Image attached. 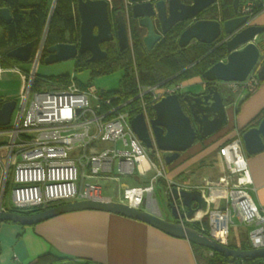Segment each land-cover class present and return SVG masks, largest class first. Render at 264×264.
<instances>
[{"label":"built area","instance_id":"built-area-1","mask_svg":"<svg viewBox=\"0 0 264 264\" xmlns=\"http://www.w3.org/2000/svg\"><path fill=\"white\" fill-rule=\"evenodd\" d=\"M107 1L110 4V0ZM125 3L126 6L131 5L129 1ZM239 12L248 14L252 19L258 13L253 10L252 1L245 2ZM125 14L128 16L127 9ZM41 50L42 46L38 47L33 56L36 61L40 58ZM8 69L21 76L24 83L20 101L13 110L14 119L11 115L8 127L0 129V136L5 134L10 138V142L0 145V151L5 150V154L0 155L3 167L0 210L4 211L2 196L11 161L16 156L20 160L14 168L15 186L11 190V200L14 209L18 210L45 209L65 201L103 198L104 190L100 185L84 181H118V177L102 175L112 173L115 169L121 175L149 178L145 185L121 187L122 197L119 202L138 209L144 199L148 209H156L153 193L154 182L158 178L165 180V191L172 187L200 191L208 207L216 200V189L222 188L225 190V208L209 209L208 224L201 226V232L206 231L207 236L228 246L229 225L235 216L241 223L250 226L249 249L264 247V207L258 206L249 192L252 180L239 134L219 148L218 155L224 170L216 180L190 185L173 182L168 177L161 152L152 135L150 121L154 114L150 115L148 106H153L168 95H180L182 83L167 85L162 82L151 86L137 84L135 96L124 100L117 93L106 96V92L94 86L78 85L72 77L65 84L47 80L43 87L32 90L35 73L24 77L16 66ZM4 70L0 64V75ZM255 72L252 71L244 81L224 84L236 95L252 94L260 82ZM138 114L143 116L149 130L157 163L150 159L146 146L131 126V120ZM79 171L81 183L78 187ZM196 215L187 220H200ZM230 264L252 263L236 259Z\"/></svg>","mask_w":264,"mask_h":264},{"label":"water","instance_id":"water-1","mask_svg":"<svg viewBox=\"0 0 264 264\" xmlns=\"http://www.w3.org/2000/svg\"><path fill=\"white\" fill-rule=\"evenodd\" d=\"M55 1H52L51 11ZM241 1L233 0L234 16L222 20L198 18L217 4V0H129L131 17L137 21L139 27L146 30L142 42L147 51L152 50L173 27L186 23L188 24L184 26L177 39L180 48H185L193 40L211 45L219 39H221L219 44L225 48L224 60L214 63L201 74L207 85L204 93L199 95L188 93L181 98L178 95H168L153 105L154 117L150 121V127L157 148L170 153L165 156L168 165L175 161L181 152L189 149L198 137L204 139L227 125L225 103L217 83L244 81L254 70L259 81H264V60L255 43L257 36L264 31V26L250 24L252 17L239 12ZM76 10L79 17L78 45L57 43L49 46L43 59L46 64L74 60L79 54L86 52L90 53L89 61L103 60L107 53L102 50L101 44L114 39L120 51L130 47V33L124 11H116L111 20L112 8L107 0H76ZM0 19L5 23L10 22L11 15L7 8H0ZM112 21L115 24V32ZM155 21L159 30L156 29ZM48 22L49 18L39 47L43 45ZM33 48L34 41H31L9 50L6 56L18 62H27L32 56ZM247 96L244 94L238 104ZM182 103L186 104L188 113L184 111ZM15 104V100L4 101L0 97V127L10 124ZM131 126L146 148H152V139L141 114L131 120ZM241 139L247 156L262 152L264 116L257 125L243 130ZM165 194L171 202V218L162 216L158 206L155 210L147 207L138 209L103 197L97 200L81 199L60 203L33 214L0 210V223L13 222L21 226H30L65 213L102 211L131 218L172 237L186 239L193 245L228 257L230 263L236 259L264 258V247L245 250L230 248L184 224V220L194 217L206 205L200 191L172 187L165 191ZM192 203H195L196 207H192ZM182 207L186 212L181 211Z\"/></svg>","mask_w":264,"mask_h":264},{"label":"crops","instance_id":"crops-1","mask_svg":"<svg viewBox=\"0 0 264 264\" xmlns=\"http://www.w3.org/2000/svg\"><path fill=\"white\" fill-rule=\"evenodd\" d=\"M258 1L261 2L262 8L250 24L264 26V0ZM212 7L198 18L210 19L209 14ZM218 18L221 19V17ZM193 43L196 41L193 40L189 45ZM255 43L264 60V36L260 41L255 39ZM8 68L11 67L4 68V72H11ZM11 73L15 74V72ZM204 82L201 75H194L182 82L183 90L195 84H201L200 94L204 93ZM217 85H223L225 88V94L222 95L219 91L225 103L228 123L214 134L204 139L199 138L201 140L195 141L189 149L181 152L171 164H166L165 157L162 158L166 169H171L173 176L180 177L179 179L170 177L173 182H183L182 178L185 175L183 171L198 165H202L203 168L200 167L202 170H208L201 172L197 177L200 179L198 181L202 182L204 177L208 180H216L224 170L218 155L219 148L237 134L241 136V131L249 128L247 126L252 120L257 118L255 124L257 125L264 116V81L260 82L257 90L248 95L240 104L238 102L244 94L239 96L230 92L224 84L217 83ZM183 90L179 95L180 98L188 94ZM0 97L4 101L13 100V96L7 93H0ZM246 157L252 180L249 192L254 202L264 207V150L252 156L246 155ZM213 162H217L218 165L213 166ZM219 164L220 169H218ZM143 179L149 181V178ZM137 184H141V181ZM125 185L129 184H120L121 187ZM164 189L166 190L165 180ZM103 193L109 192L103 191L102 197L119 201L110 196H103ZM193 204L195 203H192V207H196ZM205 206V212L200 216L198 213L196 215L200 220H184V224L199 229L202 225L206 226L204 221L207 220V211L211 207ZM181 211L186 212V209L182 207ZM195 251L196 248L186 239L172 237L148 224L102 211L86 210L65 213L40 222L37 226L0 223V264H32L43 254H52L63 259L58 264H199Z\"/></svg>","mask_w":264,"mask_h":264},{"label":"trees","instance_id":"trees-1","mask_svg":"<svg viewBox=\"0 0 264 264\" xmlns=\"http://www.w3.org/2000/svg\"><path fill=\"white\" fill-rule=\"evenodd\" d=\"M52 1L0 0V8H7L11 15V20L8 23L0 19V64L2 67H13L18 63L17 60L6 56L9 50L31 41H34L32 56H35L39 43L43 38L48 18V29L43 40V47L38 61H43L47 54L46 48L49 46L57 43L75 45L78 43L79 17L76 10V0H56L54 8L51 11ZM128 1L110 0V5L112 8L111 13L119 10L125 11L126 9L129 13L128 28L131 42L130 47L120 51L115 42H109L104 44L107 53L105 59L92 62L89 61V55L85 53L79 54L73 60L74 71H87L91 78L109 74L117 68L123 71V75L119 81V89L113 93H107L106 96L117 93L120 95V98L125 100L135 96L137 84L151 86L162 82H166L167 85L182 83L194 75H201L210 66L225 57V48L223 45L212 50L211 45L196 42L185 48H180L177 45V39L180 32L184 29L185 25L183 24H178L173 27L156 43L152 50L147 51L142 42L146 30L139 27L138 23L131 17V5H125V2ZM247 1L253 2V10L255 12H258L262 8V4L258 0ZM232 2L233 0H217V4L212 7V11L209 14L210 19L221 17L222 20H226L233 17ZM47 80L65 84L69 82V75L61 74L48 78L36 76L32 80L31 89L37 90L43 87ZM77 84L81 85L79 82ZM152 107V105L148 106V112L151 116L154 114ZM182 107L187 113L188 110L183 104ZM257 120V118L252 120L247 127L254 126ZM7 127H0V129ZM199 140L201 139H196V141ZM5 210L21 214H33L42 209ZM194 228L200 231L199 228ZM203 234L207 235V232L204 231ZM193 246L197 247L195 245ZM228 246L235 249H249V246L233 247L230 244ZM200 249L207 251V249L202 247ZM208 252L211 257L209 264H230L228 257L217 252H211L209 250ZM62 260L52 254H43L32 264H58ZM245 262L262 264L264 261L245 260ZM206 264H208V261Z\"/></svg>","mask_w":264,"mask_h":264},{"label":"rangeland","instance_id":"rangeland-1","mask_svg":"<svg viewBox=\"0 0 264 264\" xmlns=\"http://www.w3.org/2000/svg\"><path fill=\"white\" fill-rule=\"evenodd\" d=\"M30 1L34 2L35 0H30ZM128 25H129V22H128ZM263 36H264V32H262L259 36H257L256 39L260 41V39ZM73 64H74L73 60H66V61L56 62L52 64H46L44 61H36V57L31 56L29 61L18 62L17 64H15V66L20 70V72H23L24 77L26 75L28 76L31 75V73H35L36 76L38 77L41 76L44 78L61 75V74H68L69 77L75 78V81L79 82L84 87L94 86L97 90L104 91L106 93H113L119 89V81L123 75V71L121 69L117 68L116 70L112 71L109 74H104L101 76L91 78L89 75V72L87 71L75 72L73 69ZM22 82L23 80L18 74L16 73L14 74L11 72H4L3 75L0 76V93L2 94L7 93L8 95L11 94L13 96L12 99L18 102L20 101V92H21ZM218 87L222 95L225 94V88L223 87V85L218 86ZM201 91H202L201 84H195L193 86L188 87L187 90L185 91L183 90V92L190 93L193 95L200 94ZM14 117H15V111L12 113V120L14 119ZM8 142H10V138H8L5 134L0 136V145L6 144ZM146 152L148 156L150 157V159H152L156 163L158 162L153 148H146ZM4 154H5V150H1L0 155L3 156ZM167 154L168 152L161 151L162 158H164ZM19 160H20V157L16 156L11 161V165H10L8 176H7V184H6L5 193L2 196V199H3L2 208L3 209H7V210L14 209L13 203L11 200V190L15 186L13 182V173H14V168L16 164L19 162ZM216 165H218L217 162H213V166L216 167ZM114 166H116V162ZM200 167H202V165L192 166V167H189L187 170H184L183 172L185 173V175L182 178L183 183L194 185V184H201L204 181H208V178L206 177H204L202 182L198 181L200 179L197 177H199L201 172L208 171V170H202ZM164 168L169 178L170 177L175 178V179L180 178L179 176H176V175L173 176V174L171 173V169L170 170L168 168L166 169V165ZM218 169H220V164L218 166ZM85 173H88V171H86ZM102 175L110 176V177H118V182L110 181L109 179H104V180L99 179L98 181L97 180H88V181L85 180L84 182L97 183L103 188L104 192H109L107 194L103 193V196H110L115 200H120L122 197V189H121L120 184L126 183L129 185H137V183H140L141 181V184L145 185V182H147V180L144 181L143 178H140L141 180H138L137 177L134 175H129V176L121 175L115 169H114V172L112 173H105ZM2 180H3V167L0 162V187H1ZM80 183H81V178H80V171H79L78 180H77L78 187L80 186ZM154 188L155 190L153 193V198L157 202V206H158V209L161 215L164 217L171 218V213H170L171 202L168 199V196L165 194L164 180L162 178H158V180L154 182ZM0 196H1V191H0ZM65 202H62V203H65ZM193 205L196 206V204H193ZM210 207L211 209H218V210L225 208V190H223L222 188L216 189V201L212 205H210ZM140 208L146 209L145 199L142 205L140 206ZM204 222H205L204 224H206L207 226L208 224L207 220H205ZM39 224L40 223L30 225V226H37ZM249 231H250V226H247L241 223L235 216H233L231 220V224L229 225L228 244H230L233 247L249 246V242H248ZM195 248H196L195 252H196L198 263L206 264L208 261V264H209L211 260V257L209 256V252L207 256L206 250L204 251L205 252L204 253L203 250L200 249V247L197 246ZM255 260L257 262L259 261L263 262L264 258H259Z\"/></svg>","mask_w":264,"mask_h":264},{"label":"flooded vegetation","instance_id":"flooded-vegetation-1","mask_svg":"<svg viewBox=\"0 0 264 264\" xmlns=\"http://www.w3.org/2000/svg\"><path fill=\"white\" fill-rule=\"evenodd\" d=\"M185 1H187V0H185ZM245 2H248L247 0H244V1H241V3H240V5H239V9L241 8V6L245 3ZM122 11H124V10H122ZM125 12V11H124ZM115 13H111V20L113 19V15H114ZM125 16H126V14H125ZM126 19H127V23H128V20H129V13H128V16H126ZM135 20V19H134ZM136 21V20H135ZM113 22V21H112ZM137 22V21H136ZM156 22V21H155ZM156 24V26H157V29L159 30V26H158V24H157V22L155 23ZM188 23H186V24H184V25H187ZM112 27H113V32H115V24H114V22H113V25H112ZM78 42H79V40H78ZM111 42H115L116 44H117V41H116V39H114L113 41H111ZM221 42V39H219L218 41H216L214 44H211V47H212V50L213 49H216V48H218L219 46H220V43ZM109 43V42H108ZM104 44H106V43H104ZM104 44H101V48H102V50H104L105 51V49H106V47L104 48ZM219 44V45H218ZM76 45H78V43L76 44ZM217 45H218V47H217ZM20 46H22V45H20ZM118 46V45H117ZM34 49V48H33ZM88 55H89V58H90V53L89 52H86ZM85 54V53H84ZM218 84H220V83H218ZM222 84H224V83H222ZM225 85V84H224ZM226 86V85H225ZM203 87H204V92L206 91V88H207V85H206V83L204 82L203 83ZM181 95V94H180ZM179 96V95H178ZM183 104V106L184 107H186V104L185 103H182ZM186 109H187V107H186ZM6 127V126H5ZM199 138V137H198Z\"/></svg>","mask_w":264,"mask_h":264},{"label":"bare ground","instance_id":"bare-ground-1","mask_svg":"<svg viewBox=\"0 0 264 264\" xmlns=\"http://www.w3.org/2000/svg\"><path fill=\"white\" fill-rule=\"evenodd\" d=\"M260 83V82H259ZM247 95H250V94H247ZM244 149V148H243ZM244 153H245V150H244ZM246 155V153H245ZM247 158V157H246ZM205 209H206V206H204L199 212H198V216H200L201 214H203L205 212Z\"/></svg>","mask_w":264,"mask_h":264}]
</instances>
